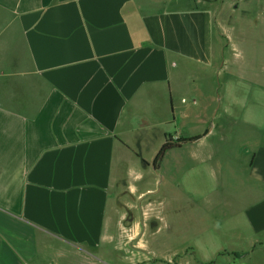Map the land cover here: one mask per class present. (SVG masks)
<instances>
[{
    "label": "crops",
    "instance_id": "0c3cea01",
    "mask_svg": "<svg viewBox=\"0 0 264 264\" xmlns=\"http://www.w3.org/2000/svg\"><path fill=\"white\" fill-rule=\"evenodd\" d=\"M239 44L255 47L240 75ZM232 109L250 200L229 226L240 246L216 253L254 264L264 0H0V264H118V200L141 191L168 139L197 138L165 164L190 145L199 159Z\"/></svg>",
    "mask_w": 264,
    "mask_h": 264
},
{
    "label": "rangeland",
    "instance_id": "374dc122",
    "mask_svg": "<svg viewBox=\"0 0 264 264\" xmlns=\"http://www.w3.org/2000/svg\"><path fill=\"white\" fill-rule=\"evenodd\" d=\"M254 49L239 44L230 50L239 75L254 56ZM233 114L234 109L228 113L233 119L222 121L214 130L212 146L201 151L199 159L195 145L173 155L166 164L163 158L155 170L152 159L148 163L150 176L140 181L141 191L118 200L121 237L119 250L112 254L118 264H206L208 260L237 264L244 258V252L216 253L222 247L240 246L228 233L229 226L250 200L240 184L241 160L247 158L240 151L243 143L236 140L242 135L244 121ZM192 126L196 130L197 125ZM211 127L214 124L207 128ZM257 248L259 258L249 263L264 264L260 258L264 243Z\"/></svg>",
    "mask_w": 264,
    "mask_h": 264
},
{
    "label": "trees",
    "instance_id": "16d2710c",
    "mask_svg": "<svg viewBox=\"0 0 264 264\" xmlns=\"http://www.w3.org/2000/svg\"><path fill=\"white\" fill-rule=\"evenodd\" d=\"M197 138H193V139H183L180 140L178 142H173L172 139L170 138L162 147L157 159L155 160V166L158 167V163L163 160L165 154L173 149H181L184 145H186L187 143L190 142H194L196 141Z\"/></svg>",
    "mask_w": 264,
    "mask_h": 264
},
{
    "label": "water",
    "instance_id": "95a60500",
    "mask_svg": "<svg viewBox=\"0 0 264 264\" xmlns=\"http://www.w3.org/2000/svg\"><path fill=\"white\" fill-rule=\"evenodd\" d=\"M152 167L154 170L156 169L155 162L152 163Z\"/></svg>",
    "mask_w": 264,
    "mask_h": 264
}]
</instances>
